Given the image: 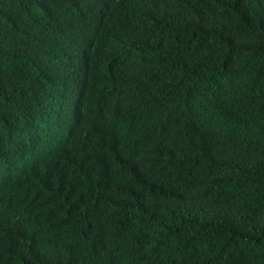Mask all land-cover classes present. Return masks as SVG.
<instances>
[{"label":"trees","instance_id":"16d2710c","mask_svg":"<svg viewBox=\"0 0 264 264\" xmlns=\"http://www.w3.org/2000/svg\"><path fill=\"white\" fill-rule=\"evenodd\" d=\"M0 264H264V0H0Z\"/></svg>","mask_w":264,"mask_h":264}]
</instances>
